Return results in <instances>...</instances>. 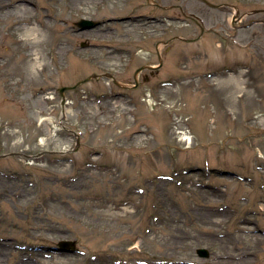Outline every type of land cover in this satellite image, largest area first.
Wrapping results in <instances>:
<instances>
[{
	"label": "rangeland",
	"instance_id": "374dc122",
	"mask_svg": "<svg viewBox=\"0 0 264 264\" xmlns=\"http://www.w3.org/2000/svg\"><path fill=\"white\" fill-rule=\"evenodd\" d=\"M139 1L0 0V264H264V0H181L205 31L178 18L172 56L132 91L155 40L112 33L119 71L80 48L110 34L74 23ZM108 73L131 88L85 81Z\"/></svg>",
	"mask_w": 264,
	"mask_h": 264
},
{
	"label": "flooded vegetation",
	"instance_id": "af4514ba",
	"mask_svg": "<svg viewBox=\"0 0 264 264\" xmlns=\"http://www.w3.org/2000/svg\"><path fill=\"white\" fill-rule=\"evenodd\" d=\"M180 1L181 0H140L138 4L132 3L134 4V8L131 11L130 16H112L102 21L86 19L89 20L94 25L93 27L83 31H79L78 28L76 27V23L78 22L74 23V27L77 28L76 29L77 32H88V33H95L94 31L98 32L99 35L95 36L94 34L92 38L100 37V39H102L104 36H102L100 33H103L104 35L105 33L110 34L107 36L109 37L108 40H110L114 44H107V45L90 44L88 42L87 44L86 42H84L87 45L86 48L84 49L93 50L94 52L100 49L105 50V52L102 53V63L104 65H108L110 69H114L113 65L115 66L116 64H118L120 66L118 68L119 71L126 69V65H124L121 60L125 58L127 52L125 48H122V46H115V45H118L117 44L118 42L122 43L127 36L125 33L120 35H112V33L124 31L125 23L127 22L128 23L131 22L132 24H136V26L142 28L145 31L144 33L145 35H143L144 36L143 39L149 38L155 40V44L153 46L154 49H152V47L150 46L149 50L140 51L141 54H144L146 56L147 60L144 65L137 67V69L133 73V75L135 76L138 70L141 71L138 72L137 75H141L143 74L144 71H146L147 73L143 74V82H142L145 85V84H149L150 80L154 78L158 74L159 70L163 68L165 63L164 58H168L172 56L171 44L174 41L175 37L173 35L169 36V33L174 32L176 28V22H178L177 21L178 18H183V20L190 19L193 21L195 28H197L201 33L205 31L206 28L205 24L199 20L198 14L191 10L190 2L180 3ZM195 1L203 4L206 8H209L206 4L203 3L202 0H195ZM123 2H124L123 4L124 6L126 2L125 1ZM142 9H145V11L142 12ZM137 11L139 13H137ZM176 13L178 15L177 18L175 17ZM200 13H202V9ZM249 15L250 14L240 15L239 11H237L235 13L234 21L241 22ZM250 23L251 24L248 27H252L253 24L260 23V21L251 20ZM232 26H234V24ZM84 43L81 42L80 46H82ZM142 43L145 44L144 41H142ZM160 43L163 44V47L161 52L159 53L158 46ZM146 44H149V42L146 41ZM118 60L119 63L117 62ZM130 60L131 58H129V61ZM108 74L112 75L110 73ZM112 77L115 79L116 76L112 75ZM138 88H139V84L137 83L132 91H135ZM71 91H74V89H72ZM118 97L121 98L123 96L120 92H115L114 95L110 96V100H108V102H112L113 98H118Z\"/></svg>",
	"mask_w": 264,
	"mask_h": 264
},
{
	"label": "water",
	"instance_id": "95a60500",
	"mask_svg": "<svg viewBox=\"0 0 264 264\" xmlns=\"http://www.w3.org/2000/svg\"><path fill=\"white\" fill-rule=\"evenodd\" d=\"M77 25L80 28V30H84V29L92 27V24L86 20L80 21ZM63 91H64V89L61 90V94L63 93ZM62 105H64V100L62 101ZM59 246H60L61 250H64V251H73L74 250V244L71 242H62L59 244ZM197 254L199 257H202V258L207 257V252L205 250H198Z\"/></svg>",
	"mask_w": 264,
	"mask_h": 264
},
{
	"label": "bare ground",
	"instance_id": "6f19581e",
	"mask_svg": "<svg viewBox=\"0 0 264 264\" xmlns=\"http://www.w3.org/2000/svg\"><path fill=\"white\" fill-rule=\"evenodd\" d=\"M239 22V21H238Z\"/></svg>",
	"mask_w": 264,
	"mask_h": 264
}]
</instances>
